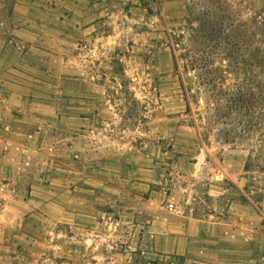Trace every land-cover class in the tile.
Segmentation results:
<instances>
[{"label": "crops", "instance_id": "obj_1", "mask_svg": "<svg viewBox=\"0 0 264 264\" xmlns=\"http://www.w3.org/2000/svg\"><path fill=\"white\" fill-rule=\"evenodd\" d=\"M180 2L0 0V165L117 264H264V147L199 138L162 44Z\"/></svg>", "mask_w": 264, "mask_h": 264}, {"label": "rangeland", "instance_id": "obj_2", "mask_svg": "<svg viewBox=\"0 0 264 264\" xmlns=\"http://www.w3.org/2000/svg\"><path fill=\"white\" fill-rule=\"evenodd\" d=\"M180 3L185 11L168 18L162 44L178 58L179 98L199 138L222 149L263 148L264 0ZM11 175L0 165V264H117L118 244L109 251L98 236L45 219L30 186Z\"/></svg>", "mask_w": 264, "mask_h": 264}, {"label": "built area", "instance_id": "obj_3", "mask_svg": "<svg viewBox=\"0 0 264 264\" xmlns=\"http://www.w3.org/2000/svg\"><path fill=\"white\" fill-rule=\"evenodd\" d=\"M199 102L202 103L203 99H200ZM137 253V257L133 260V263L136 264H188L185 257L158 252L150 253L147 248L141 246Z\"/></svg>", "mask_w": 264, "mask_h": 264}, {"label": "trees", "instance_id": "obj_4", "mask_svg": "<svg viewBox=\"0 0 264 264\" xmlns=\"http://www.w3.org/2000/svg\"><path fill=\"white\" fill-rule=\"evenodd\" d=\"M173 55H174L175 65H176V67H178V58H177V56L175 55L174 52H173ZM229 106H231V104Z\"/></svg>", "mask_w": 264, "mask_h": 264}]
</instances>
